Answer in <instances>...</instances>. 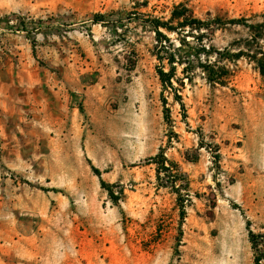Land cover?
Wrapping results in <instances>:
<instances>
[{"label": "rangeland", "instance_id": "rangeland-1", "mask_svg": "<svg viewBox=\"0 0 264 264\" xmlns=\"http://www.w3.org/2000/svg\"><path fill=\"white\" fill-rule=\"evenodd\" d=\"M180 3L264 35V0H0V264H264V75L244 56L226 86L175 81L185 108L162 96L145 20ZM158 154L190 185L183 222Z\"/></svg>", "mask_w": 264, "mask_h": 264}, {"label": "trees", "instance_id": "trees-1", "mask_svg": "<svg viewBox=\"0 0 264 264\" xmlns=\"http://www.w3.org/2000/svg\"><path fill=\"white\" fill-rule=\"evenodd\" d=\"M95 22L98 23L99 21L96 19ZM228 24L243 25L253 30V38L245 41L237 53H232L229 49L221 51L213 45H208L215 33L226 28ZM145 26L154 33L151 54L158 62L156 73L162 84V96L166 90L172 91L174 98L180 102L182 108H185V105L176 89L175 81L183 86L185 79L192 82L195 76L200 74L212 86H226L231 74L227 64L244 56H248L256 64L259 72L264 75V49L261 45L264 35L262 33L263 26L260 24L247 25L244 18L231 20H224L219 17L202 19L196 16L194 11L185 3H180L173 7L168 18L148 17L145 20ZM171 35L176 36L179 46L174 44ZM213 56L217 61L215 63L211 61ZM179 67H182V78L177 76ZM163 103L167 104L164 97ZM220 157L219 154L216 156L217 163ZM150 160L157 166V177L160 185L169 186L177 194L180 220L183 222L187 208L191 204L190 185L188 183L179 185L178 182L181 181L182 176L174 173L171 167L166 165L169 160L164 154H158ZM172 164L177 167L176 164ZM163 181L169 185H165L162 183ZM101 184L116 201L117 198L112 195L111 185L103 180ZM259 238V235L249 231V239L254 248L259 246ZM256 264H261V259L257 258Z\"/></svg>", "mask_w": 264, "mask_h": 264}]
</instances>
